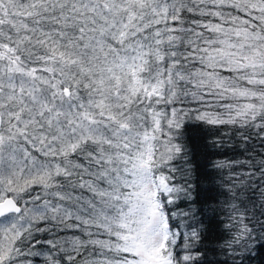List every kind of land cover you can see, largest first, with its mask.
<instances>
[{"label":"trees","instance_id":"16d2710c","mask_svg":"<svg viewBox=\"0 0 264 264\" xmlns=\"http://www.w3.org/2000/svg\"><path fill=\"white\" fill-rule=\"evenodd\" d=\"M81 1H0V63L31 74L44 103L68 88L66 109L84 105L97 131L8 191L25 217L16 236L0 230V264H142L138 244L166 264H264V0ZM215 36L250 48L253 72L216 77L251 108L200 85ZM135 81L151 91L129 94Z\"/></svg>","mask_w":264,"mask_h":264},{"label":"rangeland","instance_id":"374dc122","mask_svg":"<svg viewBox=\"0 0 264 264\" xmlns=\"http://www.w3.org/2000/svg\"><path fill=\"white\" fill-rule=\"evenodd\" d=\"M0 1H5L6 5V3L16 2L17 0ZM215 2L218 4L221 0H215ZM79 6H81L79 8L84 7L85 10H91L95 7L92 0L81 1ZM231 31L235 34L240 33V30L236 29ZM244 36L243 41L251 45L252 50L258 51V48L254 45L256 42L250 34L245 32ZM218 40V36L204 38V53L211 57L212 62L207 64L209 76H206L200 85L203 88L208 87L210 93L218 94V98L229 96L238 105L242 106L244 104V108H251L250 106L254 104V100L248 92L236 90L235 86L232 85L235 82L234 80H220L217 78L216 73L219 70L216 68L232 69L235 70L233 72L237 73L236 75H247L248 72L245 70L247 67H249L250 72H253L257 67L255 58L249 55L250 48H246L243 44L226 43L224 48H219L217 45ZM212 74H215V76ZM119 80L123 84L127 83L125 76L120 77ZM32 82V75L20 69L15 62L0 63V113L2 116V126H0V200L9 196V190L17 192V181L22 175L25 177H29V175L43 177L56 171V168L58 170L59 161L56 158L60 154L74 150L82 141H87L97 133L92 124L93 122H91V113L87 111L84 105L79 112L77 108L67 110L66 105L73 101L66 97L63 89L60 90L58 99L51 104L44 103ZM145 91L150 92L151 89L135 81L129 94H138ZM123 95H126V93ZM126 97L120 96L117 92L118 101L121 99L126 100ZM226 104L223 102L221 106L223 107ZM12 129L14 134L17 135L18 133L17 136L15 135V139L19 137L23 142L27 141L28 147L37 148V146H41L40 154L46 155L48 159L30 155L25 146H19L17 143L6 140L8 137L5 139L4 136L10 137L9 133ZM49 156H55L54 161H49ZM8 177L15 179L13 184L8 182ZM23 217H25L24 212L10 214L6 217V220L0 223V228H2L0 230H3L8 236H16L20 233L21 226L24 224ZM147 224V228L153 230L154 238L158 239L160 234L154 231L155 227L160 224L158 213L153 212ZM6 249H9V246ZM137 251L143 258L142 264H166L160 263L152 252H146L142 245L138 244Z\"/></svg>","mask_w":264,"mask_h":264},{"label":"water","instance_id":"95a60500","mask_svg":"<svg viewBox=\"0 0 264 264\" xmlns=\"http://www.w3.org/2000/svg\"><path fill=\"white\" fill-rule=\"evenodd\" d=\"M65 93L66 95H69L70 90L66 88ZM1 124H2V117L0 115V125ZM21 209H22L21 205L12 196H8L2 201H0V217L6 216L11 213H20Z\"/></svg>","mask_w":264,"mask_h":264},{"label":"bare ground","instance_id":"6f19581e","mask_svg":"<svg viewBox=\"0 0 264 264\" xmlns=\"http://www.w3.org/2000/svg\"><path fill=\"white\" fill-rule=\"evenodd\" d=\"M258 263V262H257Z\"/></svg>","mask_w":264,"mask_h":264}]
</instances>
